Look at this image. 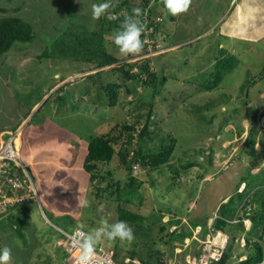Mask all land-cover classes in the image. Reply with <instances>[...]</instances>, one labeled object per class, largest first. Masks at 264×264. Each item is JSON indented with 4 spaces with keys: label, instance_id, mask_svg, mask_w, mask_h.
<instances>
[{
    "label": "rangeland",
    "instance_id": "374dc122",
    "mask_svg": "<svg viewBox=\"0 0 264 264\" xmlns=\"http://www.w3.org/2000/svg\"><path fill=\"white\" fill-rule=\"evenodd\" d=\"M24 1L23 6L9 4L18 12L0 11L28 22L33 36L27 42H14L0 55V130L21 128L22 135L16 133L14 141L31 182L30 191L23 193L29 197L0 219V249H12L11 264H58L65 256L60 229L70 232L82 223L88 232L98 227L102 216L115 222L121 206L143 219L127 222L134 241L101 243L116 248L119 261L122 256L130 258V251L140 260L155 251L164 262L183 256L196 244L195 224L206 231V219L218 211L227 194H234L242 180L264 176V77L258 76L264 65V40L243 43L236 36L225 38L223 30L230 27L221 23L227 8L236 4L233 10H238L241 0L235 4L234 0H192L189 10L176 16L162 0H127L128 9L115 10L120 18L113 9L114 19L106 14L98 20L92 19L91 5L105 0ZM148 4L149 17H161L155 33L159 42L155 49L160 51L147 56L156 82L165 78L161 84L147 85L125 75L122 69L128 64L121 63L134 64L144 56L121 55L113 43L114 30L124 17L134 7L145 11ZM247 7L251 14L241 17L235 29L246 32L259 25L255 36L261 34L264 6ZM230 41L236 43L234 52L227 51ZM102 47L120 62L98 68ZM221 57L225 65L233 61L229 70L225 65L217 67ZM113 82L120 91L117 104L111 106L102 85ZM149 107L151 132L141 139ZM255 110L257 129L251 146L244 141ZM123 122L134 127L131 148L135 150L142 146L147 153L173 144L170 166L150 171L141 160L134 162L140 170L131 175L142 181L140 204L127 186L128 171L119 158L99 164L91 171L96 175L91 181L83 167L89 140ZM124 196L130 202H123ZM84 199L90 206L79 207ZM9 214H17L14 222H9ZM231 229L237 235L241 232L236 224ZM238 240L232 243L228 264H240L239 259L251 252ZM176 249L181 253L176 255Z\"/></svg>",
    "mask_w": 264,
    "mask_h": 264
},
{
    "label": "trees",
    "instance_id": "16d2710c",
    "mask_svg": "<svg viewBox=\"0 0 264 264\" xmlns=\"http://www.w3.org/2000/svg\"><path fill=\"white\" fill-rule=\"evenodd\" d=\"M0 11L6 12L9 8V4L12 3H20L21 6L25 4L24 0H0ZM8 4V5H6ZM124 4V0H119L116 5L117 8H121V6ZM16 8H13L14 10ZM19 9V8H17ZM149 12L150 5H147L146 8ZM116 10V9H115ZM11 11V9H9ZM8 11V12H9ZM117 11V10H116ZM114 11V14L115 12ZM14 13V12H13ZM116 18H120L118 14H115ZM143 22V20H141ZM30 24L26 21H24L21 17L9 14V15H0V55H4L6 51H8L11 47V45L14 42H27L31 40L33 37L31 34V31H29ZM141 39H143V34ZM100 52L102 53V57L99 60H96V64L98 67H103L110 65L112 63L120 62V59L116 56L107 53L105 48H101ZM146 53V46L143 45V49L138 54H144ZM234 56L230 57V59H233ZM150 57H145L141 59L135 60V66L134 64L130 62H122L120 66H123L125 64L127 65V69H122L124 74L127 75L129 78H135L141 81V83L150 85L159 83L161 84L162 81L165 78H162L161 80L157 81V74L152 71V67L150 64ZM226 63L222 60V57L217 60V67L225 65ZM233 64V61L229 62V64L225 65V70H229ZM134 65V67H133ZM123 68V67H122ZM136 69V70H134ZM218 72V70H217ZM259 78L264 77V65L260 68V71L258 73ZM218 79V77H217ZM216 79V82L218 80ZM205 87V86H204ZM215 87V86H214ZM205 88H213V87H205ZM102 89L104 93L106 94L108 98V104L109 105H115L118 101V93L120 91V85L116 82L113 83H107L102 85ZM155 91V90H154ZM248 91V90H247ZM130 92V91H129ZM248 93H246V96ZM248 100V99H247ZM246 100V101H247ZM152 108L149 107L148 115H147V121L141 127V130L139 132V138H143L144 136L148 135L151 131L149 128V120L152 115ZM257 116H256V110L253 112L252 117L250 118V125L249 130L246 136V139L244 142L247 145L254 146L255 145V138L254 133H256L257 129ZM134 127L130 123H115L110 125V128L107 132H104L101 136H95L92 137L88 144H87V151L83 158V167L85 168V171L88 173L89 180H93L95 178V174H92L91 171L94 169H97L99 164H109L111 161L115 160L116 158H119L120 161L123 163V165L126 166V169L128 171V184L127 186L129 189H131L135 195L139 199V204L141 203V195L139 193V188L141 185L140 180L133 177L131 175V172H133V164L134 162L139 163V160H141L142 164L144 166L150 167V171L157 170L159 166L166 164L167 166H170V156H171V148L173 146L172 141L171 145L167 147H162L158 151H151L150 152H144L142 149V146L137 148L136 150L131 148V141H133V136L136 134L133 132ZM133 163V164H132ZM8 166V168H7ZM0 170L1 167H0ZM3 170L7 173H10V171H17V177L20 180H23V172L20 170V168L15 167L11 161H7V165L3 168ZM138 168V172H139ZM148 171V173L150 172ZM260 172V171H259ZM258 172V173H259ZM256 173V174H258ZM149 175V174H148ZM135 176V175H134ZM137 176V175H136ZM260 181V183H258ZM246 182L245 186L242 190L238 191L239 186L237 187V191L234 194H231L226 201H223L218 206V211L214 213V227L220 228L222 231H225L229 236V242L226 246V249L223 253V257L219 261L218 264H228V260L230 256V253L232 252V243L236 241L237 238L243 237L244 239V246L251 250L250 254H248L245 259L239 261L240 264H253L262 258H264V176L261 178L260 175H256L254 178H251L249 180H242L240 183ZM259 184H262L260 186V189L257 187L256 191L254 192L252 199L249 201V198H247L251 187L257 186ZM6 186V185H4ZM128 189V190H129ZM119 188L117 189V191ZM120 196V195H118ZM134 196V195H133ZM119 198V197H118ZM123 202L127 203L130 202L129 199L121 198ZM21 202V201H20ZM16 202L12 206L20 203ZM249 206V207H247ZM11 206L9 205L7 209L5 210V214H0V216L8 215L9 209ZM241 208L240 216H238V221L236 225L240 229V234L237 235L231 229V223H228L226 219H232L234 216H237V210ZM118 219L123 220L130 223H139L143 219V216L140 215L137 212L125 209L121 206L118 207L117 211ZM9 222H14L17 218V214H9ZM0 217V218H3ZM248 218L251 222V226L249 229H245L243 225V219ZM3 221V220H2ZM5 222V221H3ZM235 224V223H234ZM3 225L0 224V230L2 229ZM12 227V226H11ZM164 226H162L163 230ZM1 233V231H0ZM251 235H255L256 239L252 238ZM120 253L115 249L112 250V256L113 259L116 261H119L120 258H118ZM130 259H137L134 258V256L139 257L135 251H130L129 253ZM158 255V251H155L153 253H149L146 258L137 259L141 263H156V264H164V261L160 259V257L156 256ZM181 256V255H179ZM122 261L127 258L122 256ZM129 258V257H128ZM119 261V262H122Z\"/></svg>",
    "mask_w": 264,
    "mask_h": 264
},
{
    "label": "built area",
    "instance_id": "2783aa9c",
    "mask_svg": "<svg viewBox=\"0 0 264 264\" xmlns=\"http://www.w3.org/2000/svg\"><path fill=\"white\" fill-rule=\"evenodd\" d=\"M141 20H143L142 23L145 26V31L143 32L142 39L144 45L146 46V53L142 54V56H144L142 58H145L151 55V53H153L154 51L155 53L160 51L155 49V47L159 44L158 40H156L155 38V33L158 31V28L160 26L159 22L161 20V17L159 15H156L154 18H150L149 12L146 9L144 11V14L141 16ZM14 139L15 134L12 133L2 139L0 143V167L2 169L0 170V214L5 212L10 203L20 200V191H23L25 187L30 189L29 183L31 182V179L25 169V165H23L19 160V150L18 148H16ZM7 161H11L15 167L20 168L23 174H25L23 180H20L17 177L16 170L10 171V173H7L3 170V168L7 165ZM133 166L134 171L137 172V165L133 164ZM214 217L213 219L211 218L207 222L206 231L203 235H201L202 227L200 225L194 227L195 232L199 236L195 234V236L193 237L192 240L196 242V245L193 248L190 247L188 252L184 253L183 256L168 259L164 262V264H218L223 256V253L229 241V236L224 233L220 228L214 227ZM235 221L236 219L232 220L231 222ZM248 222L249 219H243L244 225H247L246 228H248ZM75 229L70 232L60 229L61 233L64 236V240L61 245L65 253V257L63 258L60 264H76L78 249L73 246L72 242V234ZM240 244L244 245L243 238H241ZM188 245L189 243L185 242L184 247H187ZM95 252L96 256L99 258V261H101L102 264H145L141 263L137 259H130L128 257L125 258L122 262L116 261L113 259L112 250L106 248L103 244H98L95 249ZM180 253L181 250L176 249L175 254L178 255ZM261 260H264V258H262ZM261 260L253 264H260Z\"/></svg>",
    "mask_w": 264,
    "mask_h": 264
},
{
    "label": "clouds",
    "instance_id": "9594fccd",
    "mask_svg": "<svg viewBox=\"0 0 264 264\" xmlns=\"http://www.w3.org/2000/svg\"><path fill=\"white\" fill-rule=\"evenodd\" d=\"M162 2H163L164 7L167 9V11L173 16L186 13L192 4V0H162ZM116 7L117 5L115 3H112L111 0H105V2H102V3H93L91 5L92 19L98 20L106 14L108 15L109 19H114L115 17L111 14L110 10H113ZM143 14H144L143 9L139 7L133 8L131 10V14L124 17V19L119 25V28L114 30L113 43L118 48L121 55H124V56L136 55L142 51L144 42L142 41L141 37H142L143 32L145 31V26L142 23L140 17ZM98 68H102V67H98ZM13 134H15L16 136V132ZM243 187L241 188V190L243 189ZM251 190L247 196V198H249V201L252 199V196L254 192L256 191L254 190L251 192ZM238 191H240L239 188H238ZM22 192L23 191L19 192V196L21 198L20 200L16 202H20L24 200ZM16 202H13V203H16ZM13 203H10V206H12ZM78 206L88 207L90 206V201H88L87 199L80 200ZM98 211L102 212L103 209H98ZM237 211H238L237 214H239L241 212V208ZM213 216H212V219H213ZM238 216L240 215L234 216L232 219H226V221L231 224H234V223L236 224L238 221ZM210 219H208L207 222ZM234 219H236V221L231 222ZM207 222H206V225H207ZM250 226H251V222L249 220L248 228H246L245 225L244 227L247 230L250 228ZM83 229H84V225L81 223L77 225V228L74 230L72 234L73 246L78 249V255L76 257V264H102V262L99 261V258L96 256L95 249L98 244H101L104 241L114 242L118 239L121 242H124V241L132 242L135 240L133 228L126 221H123V220H116L115 222L110 223L106 217L102 216L99 221L98 227L93 228L89 230L88 232H84ZM204 233H205V230L203 231V228H202L201 235H203ZM241 238L238 240L239 243L241 242ZM245 257L244 258L241 257L239 261L245 259ZM11 260H12V249L8 246H5L2 249H0V264H11ZM260 264H264V260H261Z\"/></svg>",
    "mask_w": 264,
    "mask_h": 264
},
{
    "label": "crops",
    "instance_id": "0c3cea01",
    "mask_svg": "<svg viewBox=\"0 0 264 264\" xmlns=\"http://www.w3.org/2000/svg\"><path fill=\"white\" fill-rule=\"evenodd\" d=\"M119 0H115V1H113L112 3H117ZM229 1V0H228ZM233 0H230V3L232 2ZM236 1L237 0H234V3L233 4H235L236 3ZM1 2V1H0ZM103 2V1H102ZM241 2V5H240V7H239V9L238 10H241L242 11V13L240 12V11H238V10H233V8L236 6V4L231 8V9H229V8H227V10H226V12L224 13V15H223V18H222V20H221V23L223 24V26H225V25H227L228 26V30H223V36H225V38H229V39H232V40H234L236 37H237V39H238V41H242L243 43H245V42H250V43H258V42H260L261 40H264V32H260L261 34H258V35H256L255 36V34H257V33H259L258 32V30H259V28H260V26L259 25H252V26H254V27H252V26H250L249 27V30L248 31H246V32H244L243 30L241 31V30H237V29H235L236 28V25L238 24V22L241 20V17L242 18H245L246 17V15H249V14H251V9L252 8H248L247 6L249 5V6H253V5H255V9L256 10H260V9H262L263 8V6L264 5H262V2H264L263 0H241L240 1ZM247 2H248V5H246L247 4ZM6 5H8V4H6ZM128 6V4H127V0H124V4L121 6V8H117V11H119V9H128L129 8V6ZM134 7V6H133ZM115 8V9H116ZM135 8V7H134ZM115 9L113 10V12L115 11ZM111 11V10H110ZM250 11V12H249ZM9 12H18V9H14V10H11V11H9ZM221 13H223V11H221ZM140 19H141V17H140ZM228 23V24H227ZM159 31V30H158ZM254 35V36H253ZM236 36V37H235ZM238 36H239V38H238ZM242 37H246V38H242ZM228 39V40H229ZM221 44V43H220ZM235 44L236 43H233V41H230V42H228L226 45H227V51L229 50V52H234V50H235V48H234V46H235ZM222 47H224V45H221L220 46V48H222ZM25 124V123H24ZM18 130V128L17 127H15L14 128V130H10L9 128H6V127H4V129H2V130H0V135H2L3 133H5L6 135H10V134H12L13 132L12 131H15V130ZM22 131H21V128H20V130H18V132L16 131V133H19L20 134V136L22 135V133H21ZM17 136V135H16ZM2 139H1V137H0V141H1ZM20 145H21V139H20ZM20 147V146H19ZM206 176H204V178H205ZM207 178H210V175L207 177ZM246 183V182H245ZM245 183L244 182H242L240 185H239V190H241V188L245 185ZM252 188V187H251ZM256 188L257 187H255V186H253V189L251 190V192L252 191H254V190H256ZM237 190V189H236ZM24 191H30V189H28V188H24V190H23V192L22 193H24ZM236 192V191H235ZM234 192V193H235ZM233 193V192H232ZM231 193V194H232ZM230 196V194H227V196H225L221 201H226L227 199H228V197ZM23 197H24V199L26 198V197H29V195L28 194H23ZM24 201V200H23ZM4 215H2V216H0V217H3ZM211 216H209L208 218H210ZM207 218V219H208ZM0 219H2V218H0ZM207 219H206V222H207ZM195 225H200V224H195ZM194 225V226H195ZM193 226V227H194ZM192 228V227H191ZM62 261V260H61ZM61 263V262H60ZM60 263H58V264H60Z\"/></svg>",
    "mask_w": 264,
    "mask_h": 264
},
{
    "label": "flooded vegetation",
    "instance_id": "af4514ba",
    "mask_svg": "<svg viewBox=\"0 0 264 264\" xmlns=\"http://www.w3.org/2000/svg\"><path fill=\"white\" fill-rule=\"evenodd\" d=\"M14 204V203H13ZM1 214H5V212L4 213H1Z\"/></svg>",
    "mask_w": 264,
    "mask_h": 264
}]
</instances>
